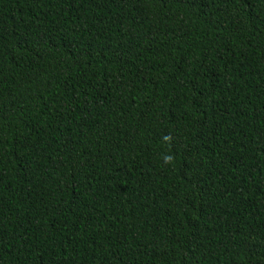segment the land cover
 Wrapping results in <instances>:
<instances>
[{
  "label": "trees",
  "instance_id": "1",
  "mask_svg": "<svg viewBox=\"0 0 264 264\" xmlns=\"http://www.w3.org/2000/svg\"><path fill=\"white\" fill-rule=\"evenodd\" d=\"M0 264H264V0H0Z\"/></svg>",
  "mask_w": 264,
  "mask_h": 264
}]
</instances>
